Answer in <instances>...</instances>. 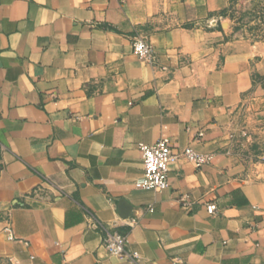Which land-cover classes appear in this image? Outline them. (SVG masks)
Returning a JSON list of instances; mask_svg holds the SVG:
<instances>
[{
	"label": "crops",
	"instance_id": "0c3cea01",
	"mask_svg": "<svg viewBox=\"0 0 264 264\" xmlns=\"http://www.w3.org/2000/svg\"><path fill=\"white\" fill-rule=\"evenodd\" d=\"M230 4L0 0V264H264V166L229 133L264 121V42ZM139 35L166 69L134 54ZM162 137L213 159L138 188L140 143ZM115 230L138 258L108 251Z\"/></svg>",
	"mask_w": 264,
	"mask_h": 264
},
{
	"label": "built area",
	"instance_id": "2783aa9c",
	"mask_svg": "<svg viewBox=\"0 0 264 264\" xmlns=\"http://www.w3.org/2000/svg\"><path fill=\"white\" fill-rule=\"evenodd\" d=\"M132 47L134 54L145 63L152 66H160L166 69V66L160 64L159 55L152 43L143 36L133 38ZM142 160L144 166L143 177L135 185L141 189L163 191L170 187L169 171L172 162L180 159H187L193 162L197 167H202L212 161L213 156L208 153L196 151L187 146L177 148L169 137H162L154 143H140ZM208 211L215 214L218 211V205L212 202L208 205ZM9 238L14 239L15 234L12 226L6 227ZM128 236L119 230L111 232L106 241L108 251L117 256L129 255L138 258L137 253H129Z\"/></svg>",
	"mask_w": 264,
	"mask_h": 264
},
{
	"label": "rangeland",
	"instance_id": "374dc122",
	"mask_svg": "<svg viewBox=\"0 0 264 264\" xmlns=\"http://www.w3.org/2000/svg\"><path fill=\"white\" fill-rule=\"evenodd\" d=\"M256 5L264 6V0H233L228 15L235 22L236 31L254 41H263L253 35L250 28L261 22L250 12ZM230 139L233 152L251 165L264 166V121L252 118L250 114L241 117L231 124Z\"/></svg>",
	"mask_w": 264,
	"mask_h": 264
},
{
	"label": "trees",
	"instance_id": "16d2710c",
	"mask_svg": "<svg viewBox=\"0 0 264 264\" xmlns=\"http://www.w3.org/2000/svg\"><path fill=\"white\" fill-rule=\"evenodd\" d=\"M230 2L231 6L233 0H230ZM228 10L224 11L223 14H228ZM250 13L254 15L255 18L261 19V22H257V24H255L254 26H251V32L255 37L264 39V6L256 5V7L252 8Z\"/></svg>",
	"mask_w": 264,
	"mask_h": 264
},
{
	"label": "water",
	"instance_id": "95a60500",
	"mask_svg": "<svg viewBox=\"0 0 264 264\" xmlns=\"http://www.w3.org/2000/svg\"><path fill=\"white\" fill-rule=\"evenodd\" d=\"M124 204H125V202H124V201H121V205H124ZM124 206H126V205H124ZM121 213H122V215L125 216V217L129 216V215H130V207H127L126 212H123V211L121 210Z\"/></svg>",
	"mask_w": 264,
	"mask_h": 264
}]
</instances>
